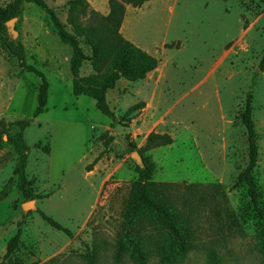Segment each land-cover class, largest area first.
I'll use <instances>...</instances> for the list:
<instances>
[{"label": "rangeland", "instance_id": "1", "mask_svg": "<svg viewBox=\"0 0 264 264\" xmlns=\"http://www.w3.org/2000/svg\"><path fill=\"white\" fill-rule=\"evenodd\" d=\"M44 1L72 33L67 24L70 0ZM11 2L0 0V8ZM85 2L102 15L108 13V0ZM13 28L26 64L44 75L48 98L45 112L33 118L39 79L23 72L9 54L7 27L0 23V120L30 122L24 132L25 195L16 188V155L6 138L0 148V261L19 229L15 256L23 264H85L84 255L95 248L96 264H116L114 245L137 178L130 147L141 148L154 132L168 134L173 143L144 153L155 164L153 181L221 185L243 230L239 235L235 228L220 229L211 215L216 207L206 205L199 247L182 264H264L256 238L259 218L247 188H233L248 162L240 114L250 92L258 146L254 177L264 217V71L258 68L264 56V5L259 0H149L139 8L127 6L121 35L159 64L150 78L122 79L107 91L116 117L112 126L91 98L72 95L71 48L61 43L43 10L23 4ZM90 74L85 62L80 75ZM138 102L145 107L128 120L126 110ZM108 138L112 142L103 152ZM10 179L11 190L1 197ZM28 201H34L36 210L23 213ZM37 210L68 233L50 227ZM117 264L133 263L123 258ZM147 264L159 263L153 257Z\"/></svg>", "mask_w": 264, "mask_h": 264}, {"label": "trees", "instance_id": "2", "mask_svg": "<svg viewBox=\"0 0 264 264\" xmlns=\"http://www.w3.org/2000/svg\"><path fill=\"white\" fill-rule=\"evenodd\" d=\"M149 0H108V13L102 15L88 7L85 0H70L67 3V24L72 33L68 32L54 11L47 7L44 0H12L5 8H0V23L5 24L16 18L23 4H32L43 10L49 17L54 32L61 43L70 46L69 60L71 73V92L74 96H86L95 102L96 109L111 121H116L114 113L107 103V91L113 90L118 81L137 82L146 79L147 75L157 69L159 61L145 50L125 39L120 28L125 18L126 7L139 8ZM264 5V0H259ZM78 39H82L90 50L86 55ZM5 47L9 54L18 62L23 72L34 74L39 79L37 87V105L33 118H37L46 110L48 98V83L44 75L34 66L25 62L23 45L7 35ZM85 62H89L92 74L81 76L80 71ZM258 68L264 71V56ZM251 93H247L245 105L240 114V121L245 128L248 144V162L244 170L238 174L233 188L245 185L250 205L257 217L260 229L256 234L258 246L264 252V217L263 210L258 206L259 188L254 177L258 162L257 137L252 121ZM145 107L143 102L130 106L124 116L132 119L136 113ZM131 116V117H128ZM30 122L18 120L6 122L0 120V148L6 138L16 155L13 177H16V188L26 194L29 181L26 178L28 146L24 140V132ZM112 138L105 141L107 151ZM173 143L168 134L150 133L144 145L137 149L131 145L132 151H137L141 157V165H135L137 178L131 183L120 231L118 232L113 261L120 263L123 258L133 264H147L150 258H156L159 264H182L188 254L198 249L200 221L206 205L214 204L216 210L211 212L215 223L220 229L226 227L229 231L235 228L239 235L243 230L237 217L228 207V198L219 184L171 183L155 182L153 175L155 164L144 153L156 148L166 147ZM49 150V149H48ZM47 150V152H48ZM10 179L2 190L1 197H6L11 190ZM38 211V210H37ZM41 218L55 230L68 233L67 229L51 217L38 211ZM203 223H206L204 220ZM234 231L231 232L233 235ZM20 230L9 240L6 252L0 264H23L15 253L19 247ZM98 249H93L84 255L85 264H96ZM215 259V252H211Z\"/></svg>", "mask_w": 264, "mask_h": 264}, {"label": "water", "instance_id": "3", "mask_svg": "<svg viewBox=\"0 0 264 264\" xmlns=\"http://www.w3.org/2000/svg\"><path fill=\"white\" fill-rule=\"evenodd\" d=\"M15 20H16V18H13V19H11V20H9L8 22L5 23V25L7 27L8 34L13 39H16V37H17V32L13 28ZM130 157L135 162L136 165H141V157H140V155L138 154L137 151L132 152ZM34 210H36V207L34 205V201H28V202H25L22 205L23 213H27L28 211H34Z\"/></svg>", "mask_w": 264, "mask_h": 264}, {"label": "crops", "instance_id": "4", "mask_svg": "<svg viewBox=\"0 0 264 264\" xmlns=\"http://www.w3.org/2000/svg\"><path fill=\"white\" fill-rule=\"evenodd\" d=\"M147 52V51H146ZM149 53V52H148ZM150 54V53H149ZM158 68V67H157ZM157 70V69H156ZM156 70H154V71H156ZM153 71V72H154ZM153 72H151V73H149L148 75H147V77L146 78H150V74H152ZM145 80V79H144ZM143 81V80H142Z\"/></svg>", "mask_w": 264, "mask_h": 264}]
</instances>
